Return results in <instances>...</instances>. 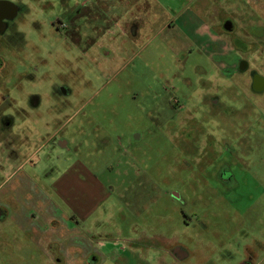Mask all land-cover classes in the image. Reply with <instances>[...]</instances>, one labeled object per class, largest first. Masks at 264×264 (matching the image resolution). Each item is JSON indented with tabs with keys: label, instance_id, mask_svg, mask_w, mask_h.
Segmentation results:
<instances>
[{
	"label": "rangeland",
	"instance_id": "1",
	"mask_svg": "<svg viewBox=\"0 0 264 264\" xmlns=\"http://www.w3.org/2000/svg\"><path fill=\"white\" fill-rule=\"evenodd\" d=\"M20 1L22 38L0 42L1 59L18 65L2 80L19 107L14 127H0V146L12 135V148L0 149L9 217L0 222V264H89L92 251L98 264H174L162 252L173 244L199 251L182 264H238L235 248L223 254L213 235L230 209L264 244V91L249 74L264 80V0ZM202 162L214 163L209 172ZM226 163L227 202L217 179ZM89 184L102 199L87 212ZM32 199L54 216L45 225L28 213L41 237L56 238V217L74 215L69 199L85 215L69 222L90 242L80 249L67 220L57 247L23 233L12 214ZM180 209L194 213L193 230Z\"/></svg>",
	"mask_w": 264,
	"mask_h": 264
},
{
	"label": "flooded vegetation",
	"instance_id": "2",
	"mask_svg": "<svg viewBox=\"0 0 264 264\" xmlns=\"http://www.w3.org/2000/svg\"><path fill=\"white\" fill-rule=\"evenodd\" d=\"M26 8L27 7L25 6V4L21 2L20 0H0V42L4 41V42H7L6 45H9L14 40H19L20 38H22V32L19 30V18H20V15L24 14V9ZM60 8H61L60 11H62L63 13H67V10L65 8H62L61 6ZM71 14L73 13L71 12ZM70 16L71 15H69V17ZM55 21H59V19L55 17L53 22ZM222 22H223L222 30L225 32V34H230V33L232 34V32L234 31V26L232 22L227 19H224ZM228 23L231 24V27H232L231 31L225 30V27H228L227 26ZM234 42L236 43L238 52L239 51L246 52L247 49L243 45V42L241 40L240 41L235 40ZM243 61L244 60L239 59L237 63V67L239 66V64L242 65V63H244ZM13 68L14 69L18 68V65H13V64L8 65L0 57V80H1L0 81V127L2 128L5 127L3 130H7V129L10 130V128L14 126V119H15L14 115L19 114L17 112V110L19 109L17 102L14 99L9 98L8 92L6 91V87H4L5 85H3L4 82L2 80L3 78L2 73H5L7 70L8 72L12 71ZM247 70H248V64L246 63V67L244 71L246 72ZM249 74L251 77L252 88L260 92L264 91V80L252 70H249ZM259 81H261V83H259ZM5 104L7 105L5 106ZM13 113L15 114L13 115ZM23 115L27 116L28 114L23 113ZM237 163L239 162H236V163L233 162V164H237ZM213 164H214L213 162H202L203 170L201 172L203 173L205 169H206L205 171L209 172L208 169L212 167ZM220 168L221 170L218 172L217 179H219L220 184L223 185L222 188L224 191L221 192L220 195L218 194L219 192H217L219 197L218 196L216 197H218L219 200L221 199L223 201H226L225 199H223L225 198L224 195L229 192V189L226 191V187H229L231 185L233 177H232V172L230 169L231 167L227 165V163L225 164V166L221 165ZM174 198H176L177 201H180L179 196L174 197ZM230 211L232 212V214H230L232 221L229 220L230 218H228ZM180 212L182 216H185V215L187 216V217L185 216L186 219H184L185 226L188 229L193 230L194 225H193L192 218L194 216V213L185 214L184 209H180ZM224 212H228V213L219 212L221 213L219 214V216H223L226 220L224 225L219 226L220 228H222L221 230L222 232L213 234L214 237L218 239L217 243L219 245L220 252H222L223 254H226V252L227 253L229 252L227 251L226 248H230L233 246L235 248V251L231 253V255L233 254L234 256L233 258L235 259L238 258L237 259L238 264H259L261 260H262L261 263L264 264V256L260 260V257L258 255L259 249L263 250L262 255H264V244L258 241L255 234L253 233L248 234L244 232L243 230L244 221L242 219L243 217H242L241 211H239L238 209H230L227 211L224 210ZM1 213L2 211L0 208V220L2 219ZM204 216L207 217V215H204ZM232 223L235 224V226H233L234 228L231 227ZM202 228L204 230L206 229L204 225ZM83 238L88 243L89 239L87 240V238L84 236ZM189 238L192 240L193 236ZM85 241H83V239L80 240L79 242L80 245H84ZM80 249H84V248L80 246ZM206 249H208L207 250L208 252L211 251L209 248H206ZM162 252L166 256H168L169 259L174 262V264H182L185 261H191V260H194V258L199 257V251L184 249L181 246V244H173L168 250L162 249ZM86 260L89 264H98V261H99L98 257L95 256L93 251L91 254L86 255ZM207 263H209V260H206L204 262V264H207Z\"/></svg>",
	"mask_w": 264,
	"mask_h": 264
},
{
	"label": "crops",
	"instance_id": "3",
	"mask_svg": "<svg viewBox=\"0 0 264 264\" xmlns=\"http://www.w3.org/2000/svg\"><path fill=\"white\" fill-rule=\"evenodd\" d=\"M170 27V26H169ZM209 37H210V35H209ZM14 127V126H13ZM12 127V128H13ZM9 130H7V131H5L4 133H6V132H8ZM12 136V135H11ZM11 136L9 135V134H3V139H2V145L0 146V149H1V147H3V145H7L6 147H8V149L9 148H12V145L10 144V142H11ZM11 145V146H10ZM10 146V147H9ZM63 146H66V144L65 143H63ZM4 152V151H3ZM5 153V152H4ZM4 160L5 161H10V158L9 157H5L4 158ZM0 169H1V171L3 170V166H2V168H1V166H0ZM75 177L77 176V178L79 177V180L82 178V176H80L78 173H77V170L75 171ZM87 175H89V174H86V176ZM8 177V176H7ZM87 179L88 180H90V182L89 183H92L93 181L91 180V178H90V175L89 176H87ZM89 185H91L90 187H88L87 189H86V194H88V196H87V200H88V202H90V201H93V203L92 204H90L89 205V207H86L87 209V212L88 211H90L91 209H93L94 207H97V202H99L102 198H95V196L96 197H98L97 195H98V193H99V190L100 189H98L96 186V188L95 187H92L93 185L92 184H89ZM57 193H59V191H57ZM95 194V195H94ZM28 198H30L31 199V195H28L27 196ZM65 197H64V195H63V199H64ZM33 201H35L33 204L34 205H32L31 207H26V206H24V207H22V206H20V207H15V209H14V212H13V217H12V219L15 221V223L17 224V226H20L21 228H22V232L23 233H28V234H30L31 235V238L33 239V240H35V241H37V242H40L43 238H46L47 240H48V243L49 244H57V245H54V247H57L58 245H59V243H60V238H59V236H58V233L56 232V230L57 229H60V230H64V229H66V225H64V222H66V220H67V223H69V225L71 226V228H69L71 231H70V233L72 234V232H73V237H74V241H75V243H77V246L78 247H80V246H83V245H80V240H82L83 239V241H85V239L83 238V236L84 235H82L81 234V232L80 231H78L77 230V227H76V225H72V223L71 222H69L70 220V218H72V217H80V218H85V215H83V213L82 212H80V211H78L77 210V206H76V204H75V206H74V204L72 203V201L71 200H69V199H67L66 201H68V205L70 206V208H71V211L73 212V216H66L65 218H64V221H62V220H59L57 217H56V220H54L53 221V223L52 224H54V225H56L57 226V229H54L53 228V226H52V228H51V231H49L52 235H54V236H57L56 238H54V239H52V238H50L49 237V233L47 232V234H48V236H45V237H41V235H45V231L44 230H42V231H38L37 229H35V228H33V227H31L29 224H30V221L29 220H27V216H28V213L29 212H31L32 210L33 211H36V213H37V215H42V216H44L45 218H47L46 219V221H45V225H47L49 222H51L52 220H53V218H54V216H52V215H48V213H47V211H48V209L46 208V207H44L43 205H41L40 204V202L38 201V200H34V199H32ZM97 200V201H96ZM0 208H1V211H2V213H1V216H2V219L0 220V222H4L6 219H8L9 217H8V210H7V208H6V205L5 204H3L2 202L0 203ZM30 208V209H29ZM60 213H61V210H58ZM85 214V213H84ZM77 224V223H76ZM76 232V233H75ZM67 234H68V231L66 232ZM76 234V235H75ZM43 235V236H44ZM72 237V238H73ZM82 238V239H81ZM52 241H53V243H52ZM41 243H43V242H41ZM84 243V242H83ZM87 243V242H86ZM44 244V243H43ZM80 245V246H79ZM84 251V250H83ZM54 252V251H53ZM85 252H82V256L81 257H84L85 256Z\"/></svg>",
	"mask_w": 264,
	"mask_h": 264
},
{
	"label": "water",
	"instance_id": "4",
	"mask_svg": "<svg viewBox=\"0 0 264 264\" xmlns=\"http://www.w3.org/2000/svg\"><path fill=\"white\" fill-rule=\"evenodd\" d=\"M227 26H228V27H225V30H226V31H231V28H232V27H231V24L228 23ZM245 67H246V63H245V62L242 63V65L239 64V66H238V70H239V71H244V70H245Z\"/></svg>",
	"mask_w": 264,
	"mask_h": 264
}]
</instances>
